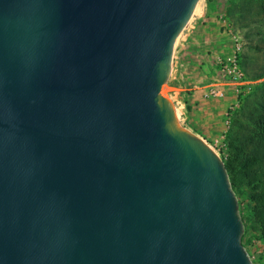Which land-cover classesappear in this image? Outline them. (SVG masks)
I'll list each match as a JSON object with an SVG mask.
<instances>
[{
  "label": "water",
  "instance_id": "water-1",
  "mask_svg": "<svg viewBox=\"0 0 264 264\" xmlns=\"http://www.w3.org/2000/svg\"><path fill=\"white\" fill-rule=\"evenodd\" d=\"M198 1L0 0V264H253L165 86Z\"/></svg>",
  "mask_w": 264,
  "mask_h": 264
},
{
  "label": "rangeland",
  "instance_id": "rangeland-1",
  "mask_svg": "<svg viewBox=\"0 0 264 264\" xmlns=\"http://www.w3.org/2000/svg\"><path fill=\"white\" fill-rule=\"evenodd\" d=\"M204 1L205 0L198 1L191 23L177 36L174 43L172 64L175 61L178 46L182 37L186 32H188L190 26H193L194 20L197 18L199 9L202 7ZM228 1L229 0H212L215 7L217 6L222 8V13L224 14L223 17L226 23L225 25L228 27L225 32L230 39V42L228 41L229 51L224 55H216V50L214 49L212 52H210L208 44V47L206 46L207 41L205 44H203V42L205 41L206 36H208L210 39L211 35L209 30L206 27H203L198 31V36L195 37L194 40H198L199 43L203 45V47L205 46L204 48L208 49L209 54L204 55V58H196L191 57V55L186 52L187 54L184 58L183 67L184 71L182 73L183 77H181L179 85L176 86L177 91H175L172 85V67L165 83L171 100L173 101L172 98H174L175 101H173V103L177 108H179V112L181 113L179 114V120L181 125L184 127L186 126V120L184 118L185 108H183V102L181 101L180 96L178 97L174 93L180 92L183 93L182 95L185 97H188L189 92L192 91L193 87L199 88L201 90L198 95V102L201 104V107H206L208 109V115L207 118H203L200 115V111H197L193 118L196 119L197 122L205 123L207 126L205 128L206 134H203L202 132H199L195 129H193V132H191L203 140L221 158L223 163L228 157L226 137L229 133V130L231 129L233 132L232 134L237 135V130L232 128L233 124H245L247 119L244 117V112L253 111L258 106L259 101L264 99V77L253 78L252 74H246L244 71V68H247V66L250 67L251 63L264 65V41L260 39L261 34L264 33V26L258 22H249L247 27H239L241 23L233 24L232 20L237 18V14H235L233 18H228L224 12L225 6L228 5ZM251 20L253 22L256 21L255 18ZM234 39L237 40V43H239L240 46V49L237 53V60L239 68L242 70L245 76L243 91L239 93L235 91V88L227 85V83H222V88L224 90V95L222 97L205 99L203 94L206 89L212 85L221 83L219 79L220 62H222L224 59H226V57L230 56L235 51ZM208 42H210V40ZM195 45L196 44H193V46ZM201 59H205L207 62L206 66L208 67V70L204 72L205 77L199 79L195 77L197 71L195 70V66L205 64V62L200 63ZM192 81H197V85L193 86L191 84ZM242 109L245 111L243 112ZM233 192L237 198L238 212L243 223V234L241 237L242 245L253 264H264V241L255 238L251 235V233L245 231L244 221L242 219L243 212L240 207V204H243V201L241 198H239L235 191Z\"/></svg>",
  "mask_w": 264,
  "mask_h": 264
},
{
  "label": "trees",
  "instance_id": "trees-1",
  "mask_svg": "<svg viewBox=\"0 0 264 264\" xmlns=\"http://www.w3.org/2000/svg\"><path fill=\"white\" fill-rule=\"evenodd\" d=\"M224 12L232 23L247 27L249 22L264 26V0H229ZM255 18V22L251 19ZM264 41V33L261 34ZM253 78L264 77V65L244 68ZM243 112L245 111L242 109ZM245 124H233L226 137L228 157L224 161L233 191L241 198L245 231L264 241V99L251 112H244ZM246 132V133H245Z\"/></svg>",
  "mask_w": 264,
  "mask_h": 264
},
{
  "label": "crops",
  "instance_id": "crops-1",
  "mask_svg": "<svg viewBox=\"0 0 264 264\" xmlns=\"http://www.w3.org/2000/svg\"><path fill=\"white\" fill-rule=\"evenodd\" d=\"M224 14L222 13L221 7H215L213 5L212 0H205L202 7L199 9V14L197 18L194 20L193 26L191 25L188 29V32L184 34L181 39V42L178 46L177 55L175 57V61L172 64V73H171V80L172 85L175 91H177L176 86L179 85V81L181 77H183L182 73L184 71V58L185 55L188 53L191 57H201L204 58V55L209 54L208 49H205L198 40H194L195 37L198 36V31L206 27L209 30L211 35L210 39L206 36L205 41L203 44H208L209 51L216 50V55H224L229 51L228 41L230 42L229 37L227 36L225 30L228 29L226 27V23L224 20ZM204 34V33H203ZM208 39V40H207ZM210 40V42H208ZM193 44H196L193 46ZM207 46V47H208ZM215 47V48H214ZM187 52V53H186ZM205 62V64H200L195 66L196 74L195 77L202 79L205 77L204 72L208 70L207 62L205 59H201L200 63ZM191 84L193 86L197 85V81H192ZM201 90L199 88L193 87L192 91L189 92L188 97L182 95L183 93L175 92L176 96H180L181 101L183 102V108H185L184 118L186 120V128L193 132V129L205 133V128L207 127L205 123L197 122L196 119L193 118L194 114L197 111H200V115L203 118H207L208 112L206 107H201V104L198 102L199 100V92ZM175 101L174 98H172ZM179 99V98H178ZM178 113L179 112V108ZM183 114V113H182ZM210 135V134H209Z\"/></svg>",
  "mask_w": 264,
  "mask_h": 264
},
{
  "label": "built area",
  "instance_id": "built-area-1",
  "mask_svg": "<svg viewBox=\"0 0 264 264\" xmlns=\"http://www.w3.org/2000/svg\"><path fill=\"white\" fill-rule=\"evenodd\" d=\"M234 40L235 51L230 56L226 57V59H224L222 62H220L219 79L221 83H217L208 87L203 94V97L205 99L222 97L224 95L222 83H227V85H230L232 88H235V91L239 93L243 91L245 76L242 70L239 68L237 60V53L240 49V46L239 43H237V40ZM176 110L178 112L177 107Z\"/></svg>",
  "mask_w": 264,
  "mask_h": 264
}]
</instances>
